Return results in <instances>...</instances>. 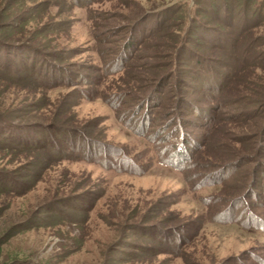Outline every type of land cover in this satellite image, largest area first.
Returning <instances> with one entry per match:
<instances>
[{
    "label": "rangeland",
    "instance_id": "374dc122",
    "mask_svg": "<svg viewBox=\"0 0 264 264\" xmlns=\"http://www.w3.org/2000/svg\"><path fill=\"white\" fill-rule=\"evenodd\" d=\"M75 1L0 0V42L66 78L45 92L0 72V113L52 139L0 151L16 183H0V264H264L256 3Z\"/></svg>",
    "mask_w": 264,
    "mask_h": 264
},
{
    "label": "trees",
    "instance_id": "16d2710c",
    "mask_svg": "<svg viewBox=\"0 0 264 264\" xmlns=\"http://www.w3.org/2000/svg\"><path fill=\"white\" fill-rule=\"evenodd\" d=\"M69 1L72 4H76L75 0ZM242 1L245 4L247 3L250 7L253 6V3H256V6L255 8H253V11L259 12L260 14L264 15V0ZM228 2H230V0H227L224 4H222V7L224 9H227V7H229ZM217 6L220 5L218 4ZM213 7L215 6L213 5ZM22 49H29V51L31 52L28 55L30 56L25 57L24 53L26 54L27 52L22 53L21 51H25ZM31 49H33V51ZM36 50V48L30 46L29 44H11L6 42H0V72L6 73L8 75V80L15 84L20 85V82L24 83L22 87L39 88L40 90L47 92L51 88L63 83L66 78L64 76V73H55L53 71H46V73L42 71L41 68H44L43 62L41 63L40 61L38 63L37 60L33 59L34 56L39 57ZM176 60L177 57L174 59V61H172V67L170 70V76L174 79V82H176L177 80L178 73ZM39 68L41 71L39 77L43 78L42 82H38V78H36V74L38 73ZM15 70L20 73H18L17 75H11V73H13V71ZM4 112L5 113H0V151L5 150L19 152L23 155L22 157L26 159L31 156L25 154H29L34 151H45V149L49 148L52 139L50 137V134L46 133V129L45 131H42L38 135L35 134L34 136V134H32L31 132V128L32 126H35V124L33 125L28 123L26 126L17 124L14 122V119L9 116V114L12 112V109L6 108ZM174 141L177 144L175 151V155L177 157L178 155L182 154H179V151H181V149H184L187 143V139H185L183 134L180 133L178 136H174L173 142ZM31 161L32 160H29L27 162L26 169L28 172L26 175H29V173L32 172L31 169H34V167L36 166V164ZM0 183L2 184L1 187L4 188V191H9L10 185L16 184L14 180L12 181L10 175H7L6 172L3 170H0Z\"/></svg>",
    "mask_w": 264,
    "mask_h": 264
}]
</instances>
